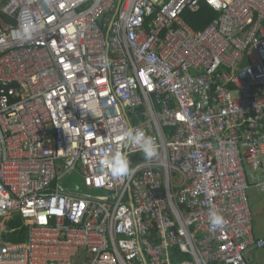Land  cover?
Listing matches in <instances>:
<instances>
[{
	"label": "built area",
	"instance_id": "2783aa9c",
	"mask_svg": "<svg viewBox=\"0 0 264 264\" xmlns=\"http://www.w3.org/2000/svg\"><path fill=\"white\" fill-rule=\"evenodd\" d=\"M202 6L216 17L196 31ZM0 37V264H252L264 0H0ZM128 126L158 155L123 149L116 178L101 149ZM16 218L26 238L6 241Z\"/></svg>",
	"mask_w": 264,
	"mask_h": 264
},
{
	"label": "clouds",
	"instance_id": "9594fccd",
	"mask_svg": "<svg viewBox=\"0 0 264 264\" xmlns=\"http://www.w3.org/2000/svg\"><path fill=\"white\" fill-rule=\"evenodd\" d=\"M43 25H37L33 21L21 23L13 30V38L20 42H28L34 38V34ZM5 39L0 37V44ZM119 141L122 149L114 152H107L101 149V162L105 166L106 171L113 177L119 178L131 173L130 160L123 149L138 151L143 154L145 160H152L158 155V146L153 136L148 135L145 130L139 127H126L119 133ZM210 222L212 226L220 224V217L212 212L210 214Z\"/></svg>",
	"mask_w": 264,
	"mask_h": 264
},
{
	"label": "rangeland",
	"instance_id": "374dc122",
	"mask_svg": "<svg viewBox=\"0 0 264 264\" xmlns=\"http://www.w3.org/2000/svg\"><path fill=\"white\" fill-rule=\"evenodd\" d=\"M68 179L72 183H78L80 178L76 173H72ZM246 196L253 219V234L264 238V193L252 188L246 191ZM251 263L264 264V249L254 255Z\"/></svg>",
	"mask_w": 264,
	"mask_h": 264
},
{
	"label": "trees",
	"instance_id": "16d2710c",
	"mask_svg": "<svg viewBox=\"0 0 264 264\" xmlns=\"http://www.w3.org/2000/svg\"><path fill=\"white\" fill-rule=\"evenodd\" d=\"M215 17L216 14L206 6H202L197 13L186 12L184 14L185 22L196 31L204 29ZM20 227L21 229L14 233L3 234V239L11 242L24 241L26 238V229L22 226L21 220L16 218L8 224L9 230L18 229Z\"/></svg>",
	"mask_w": 264,
	"mask_h": 264
},
{
	"label": "crops",
	"instance_id": "0c3cea01",
	"mask_svg": "<svg viewBox=\"0 0 264 264\" xmlns=\"http://www.w3.org/2000/svg\"><path fill=\"white\" fill-rule=\"evenodd\" d=\"M260 192V191H259ZM261 193H264V192H261ZM256 237V236H255ZM256 238H261V239H264V238H262V237H260V236H257Z\"/></svg>",
	"mask_w": 264,
	"mask_h": 264
},
{
	"label": "water",
	"instance_id": "95a60500",
	"mask_svg": "<svg viewBox=\"0 0 264 264\" xmlns=\"http://www.w3.org/2000/svg\"><path fill=\"white\" fill-rule=\"evenodd\" d=\"M78 262L80 261V258H78V260H77Z\"/></svg>",
	"mask_w": 264,
	"mask_h": 264
},
{
	"label": "bare ground",
	"instance_id": "6f19581e",
	"mask_svg": "<svg viewBox=\"0 0 264 264\" xmlns=\"http://www.w3.org/2000/svg\"><path fill=\"white\" fill-rule=\"evenodd\" d=\"M189 13V12H188Z\"/></svg>",
	"mask_w": 264,
	"mask_h": 264
}]
</instances>
